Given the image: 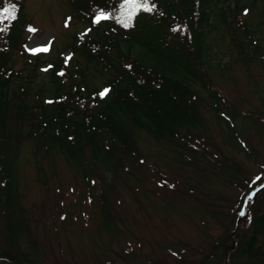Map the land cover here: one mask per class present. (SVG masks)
Instances as JSON below:
<instances>
[{
	"label": "rangeland",
	"instance_id": "374dc122",
	"mask_svg": "<svg viewBox=\"0 0 264 264\" xmlns=\"http://www.w3.org/2000/svg\"><path fill=\"white\" fill-rule=\"evenodd\" d=\"M69 1H23L26 43L10 58L15 69H21L26 54L40 57L42 64L31 85L34 89L43 81L48 89L54 87L46 72L48 64L59 57L84 64L70 46L77 39L76 33L88 31V25L72 13ZM249 2L240 0L241 6ZM233 4L235 0H220L214 5L210 26H204V41L209 75L215 87L232 109L249 115L235 120L240 147L232 142L224 123L215 117L208 91L200 85L196 88L201 97L202 122L196 128L202 133L209 157H187L178 147L136 129V159L126 158L120 171L112 174L105 164L90 160L88 155L84 157V167L78 160L67 161L57 151L49 157L43 156L27 136L28 129L23 123L20 146L8 148L5 164L10 167L15 205L23 217L21 244L27 248V263L204 264L213 260V264H224L229 261L222 247L223 244L228 245L226 248L234 246L228 237L238 210L246 194L264 182V65L256 57L248 64L241 61L231 35L219 23L223 20L219 9ZM256 4L253 12L250 8L246 14L242 11L239 15L254 27L262 25L252 46L260 40L264 48V0H257ZM226 12L229 13L226 18L231 19L229 9ZM44 48L47 51H35ZM248 51L249 58L253 50ZM261 54L264 56V51ZM107 78V74L91 68L89 86L105 91ZM18 85L16 80L11 90L18 92ZM32 101L31 96L26 99L29 104ZM3 195L0 191V198ZM213 208L222 213L221 218ZM257 210H264V199L256 201L250 210L251 217L238 221L247 227V234ZM2 216L0 209V247L4 248L9 242ZM217 240L220 242L214 244ZM260 242H264V233ZM217 249L218 254L214 255ZM239 257L233 253L232 263L241 264ZM0 264L15 263L0 260Z\"/></svg>",
	"mask_w": 264,
	"mask_h": 264
},
{
	"label": "trees",
	"instance_id": "16d2710c",
	"mask_svg": "<svg viewBox=\"0 0 264 264\" xmlns=\"http://www.w3.org/2000/svg\"><path fill=\"white\" fill-rule=\"evenodd\" d=\"M23 1L0 0V160L5 159L0 163V191L5 193L0 198V209L9 242L8 247H0V260L34 264L25 261L28 255L21 244L23 217L14 201L10 167L5 164L8 148L20 146L23 123L27 136L43 156L57 151L67 161L78 160L84 167V157L88 155L115 174L126 158L136 159V129L178 147L187 157H209L202 133L196 128L202 122L197 85L208 91L215 117L224 123L230 139L239 147L235 120L249 115L232 109L209 75L204 26H210L211 12L220 0H137L146 3L151 11L141 9L131 19L126 18V0H70L72 13L88 25V31L76 33L77 39L70 46L84 64L62 56L50 62L46 74L54 85L52 89L44 81L37 83L35 89L31 86L42 64L38 55L26 54L21 69H15L10 58L26 43ZM256 3L257 0H250L241 6L240 0H235L233 6L221 7L223 20L219 23L231 35L241 61L248 64L256 57L264 65L261 41L252 46L262 25L254 27L239 15L250 8L253 12ZM4 7L14 14V19L2 12ZM227 9L231 12L229 20ZM101 13L108 18L97 21ZM247 48L253 50L249 58ZM91 68L108 75L105 95H101L104 90L89 86ZM16 80L19 90L13 92ZM30 96L31 104L26 102ZM256 190L260 191L258 198ZM258 199H264V182L243 199L228 237L234 246L222 247L229 259L224 264H233V253L241 256V264H264V242H260L264 210L255 211L250 234L246 226L238 223L240 218L252 216L250 210ZM213 212L218 217L222 214L218 209ZM213 263L207 260L204 264Z\"/></svg>",
	"mask_w": 264,
	"mask_h": 264
},
{
	"label": "snow or ice",
	"instance_id": "6c2138e0",
	"mask_svg": "<svg viewBox=\"0 0 264 264\" xmlns=\"http://www.w3.org/2000/svg\"><path fill=\"white\" fill-rule=\"evenodd\" d=\"M124 7L127 10V13H126L127 19H131L134 16V14L141 9H143L144 11H151V8L146 3L142 4V3L137 2V0H126ZM2 12L7 13L9 15V17H11L12 19L15 18L14 14L12 12H10L9 8H7V7H4L2 9ZM107 18H108L107 16H105L103 13H101L97 17V21H99L100 19H107ZM29 30L32 31V29H29ZM35 51L36 52L47 51V49L46 48L37 49ZM106 93H107V89L103 93H101V95H105ZM256 179L260 180L259 177H257Z\"/></svg>",
	"mask_w": 264,
	"mask_h": 264
}]
</instances>
